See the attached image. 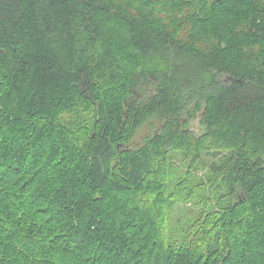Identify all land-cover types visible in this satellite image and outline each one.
<instances>
[{
	"label": "trees",
	"instance_id": "1",
	"mask_svg": "<svg viewBox=\"0 0 264 264\" xmlns=\"http://www.w3.org/2000/svg\"><path fill=\"white\" fill-rule=\"evenodd\" d=\"M0 264H264V0H0Z\"/></svg>",
	"mask_w": 264,
	"mask_h": 264
},
{
	"label": "rangeland",
	"instance_id": "2",
	"mask_svg": "<svg viewBox=\"0 0 264 264\" xmlns=\"http://www.w3.org/2000/svg\"><path fill=\"white\" fill-rule=\"evenodd\" d=\"M160 123L157 117L152 116L150 119H148L146 122H144L140 128L137 130L136 134L134 135L132 141L133 142H141L144 136L147 133H152L159 127ZM191 128L194 130L196 134H199L203 130V125L200 122V117L197 116L195 119L191 121ZM213 159V156L211 155H204V159H200L199 162L197 161V164L195 167L191 170L192 175L189 178L190 185L195 184L197 181H200L201 179H206L210 174V163ZM174 163L175 173L177 174V177L180 175L185 174L189 170V167L187 166V163L190 161V157L183 158V155L181 152H175L172 156V160ZM173 180L176 181V176L173 175ZM208 181V179H207ZM209 188V187H208ZM212 196V200L214 202V195L211 193V190L204 191L199 189V193L197 195L198 198H194L192 200L185 201L184 199H179L176 202V206L171 211L169 215V223L168 227L169 230H174L175 228L182 227L183 224L186 222L188 218L195 217L198 215V212L203 208V204L201 203V198L203 196L207 195ZM179 233V232H178Z\"/></svg>",
	"mask_w": 264,
	"mask_h": 264
}]
</instances>
